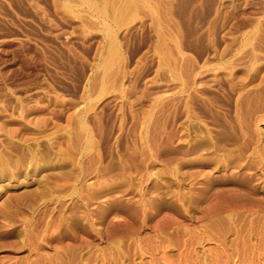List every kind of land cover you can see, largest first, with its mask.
I'll return each instance as SVG.
<instances>
[{
	"label": "rangeland",
	"instance_id": "374dc122",
	"mask_svg": "<svg viewBox=\"0 0 264 264\" xmlns=\"http://www.w3.org/2000/svg\"><path fill=\"white\" fill-rule=\"evenodd\" d=\"M0 264H264V0H0Z\"/></svg>",
	"mask_w": 264,
	"mask_h": 264
}]
</instances>
